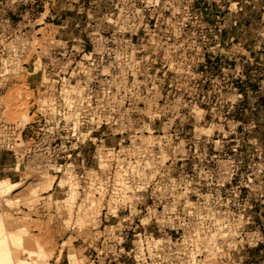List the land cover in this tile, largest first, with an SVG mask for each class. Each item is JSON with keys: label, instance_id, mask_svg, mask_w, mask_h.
<instances>
[{"label": "rangeland", "instance_id": "374dc122", "mask_svg": "<svg viewBox=\"0 0 264 264\" xmlns=\"http://www.w3.org/2000/svg\"><path fill=\"white\" fill-rule=\"evenodd\" d=\"M0 46L7 123L22 121L20 95L54 92L40 90L35 59L50 79L66 73L63 96L92 97L80 108L85 146L60 174L0 167V182L22 185L17 200L55 178L38 205L0 202V215L54 257L65 245L59 264H112L95 259L100 213L155 143L145 158L161 161L156 215L188 225L186 249L208 251L200 264H264V0H0ZM125 184L135 206L139 182Z\"/></svg>", "mask_w": 264, "mask_h": 264}, {"label": "built area", "instance_id": "2783aa9c", "mask_svg": "<svg viewBox=\"0 0 264 264\" xmlns=\"http://www.w3.org/2000/svg\"><path fill=\"white\" fill-rule=\"evenodd\" d=\"M3 50L0 46V53ZM35 61H30L32 67L35 69L34 65L38 64V71L44 78L39 80L40 90L51 85L54 92H51V96L20 95L18 99L24 101V106L20 109L24 114L26 112L27 121L18 123H7L4 119L7 110L2 98L7 88V73L0 62V167L13 170V173L18 172L20 168L30 170L32 167H50L55 169V175H58L64 166L74 161L78 147L85 146L79 143L84 135L80 132L79 124H84L86 112L80 108L88 109L92 97L63 96L68 83L66 73L63 75L60 70L50 79L41 60ZM156 146V143L144 146L142 159L138 161L142 171L140 175L130 173L120 176L124 182H139L129 192L130 196L135 197V206L131 202H123V197L128 195L127 191L117 186L110 191L111 196L113 195L112 203L100 213V221L103 224L99 226L102 231L99 232L98 238L100 247L95 254L97 261L112 264L121 260L122 264H126V261L128 264H200V258L205 259L208 256L206 250L190 253L186 249L191 241L190 233L185 232L189 228L187 224L166 223L156 215L158 208L155 194L160 189L158 184L164 180L160 169L157 168L161 161L159 158H145L147 152ZM105 164L107 165L106 162ZM188 179L186 175L185 180ZM166 229L174 232V237L156 236Z\"/></svg>", "mask_w": 264, "mask_h": 264}, {"label": "bare ground", "instance_id": "6f19581e", "mask_svg": "<svg viewBox=\"0 0 264 264\" xmlns=\"http://www.w3.org/2000/svg\"><path fill=\"white\" fill-rule=\"evenodd\" d=\"M22 121H27L25 114H22ZM56 173L58 172L56 171ZM24 176L28 177L25 174ZM115 180L116 186L121 190L127 191L130 189L121 180L120 176ZM54 184L55 178L51 172H47L40 177L37 184L29 188L24 199L17 200L15 197L20 195L22 185L3 180L0 182V202L9 209L17 205H23L31 209L35 204L38 205L43 200V195L53 190ZM91 208L92 206L90 205L89 209ZM70 209L73 211L72 208ZM76 211L77 214L81 213L80 208H77ZM64 246H60V251L54 257V254L48 252L47 248L39 240L30 236L27 226L16 223L10 216L0 215V264H50L52 261L54 264H59L61 261V250L64 249Z\"/></svg>", "mask_w": 264, "mask_h": 264}]
</instances>
